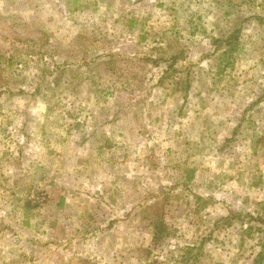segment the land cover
<instances>
[{
    "label": "rangeland",
    "instance_id": "rangeland-1",
    "mask_svg": "<svg viewBox=\"0 0 264 264\" xmlns=\"http://www.w3.org/2000/svg\"><path fill=\"white\" fill-rule=\"evenodd\" d=\"M0 264H264V0H0Z\"/></svg>",
    "mask_w": 264,
    "mask_h": 264
},
{
    "label": "trees",
    "instance_id": "trees-1",
    "mask_svg": "<svg viewBox=\"0 0 264 264\" xmlns=\"http://www.w3.org/2000/svg\"><path fill=\"white\" fill-rule=\"evenodd\" d=\"M237 33L238 30H234V34H231L224 39V44L229 46L228 50L225 51H233L235 49L234 45L238 43L237 42L238 36H236ZM31 201L32 199L25 200L24 204L26 208L31 209L34 206V204H32ZM146 213H147L148 223L151 227V242L153 244L163 243L167 238L170 237L172 233L170 226L164 219L163 204L159 203L158 201L152 203L150 207L147 209ZM228 218H229L228 216H224L221 219L227 221ZM187 259L189 260L191 258H187ZM194 260H197V256L196 258H194Z\"/></svg>",
    "mask_w": 264,
    "mask_h": 264
}]
</instances>
